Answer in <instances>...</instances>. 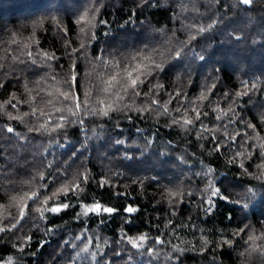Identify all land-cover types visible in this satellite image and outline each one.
Masks as SVG:
<instances>
[{
    "label": "trees",
    "instance_id": "obj_1",
    "mask_svg": "<svg viewBox=\"0 0 264 264\" xmlns=\"http://www.w3.org/2000/svg\"><path fill=\"white\" fill-rule=\"evenodd\" d=\"M252 2L253 7L247 9L241 0H0V228L4 229L0 231V258L3 261L96 264L92 254L97 253L98 259L103 256L104 264H264V189L257 187L264 181L254 178L264 173V167H257L264 165V0ZM93 3L98 9L96 19L91 24L85 23L92 13L88 17H83V13ZM130 16L144 27L133 32L130 25H125ZM78 19L81 23H77ZM102 20H107L110 26L102 25ZM209 24L213 28L209 29ZM121 25L128 30L121 31ZM105 31L108 37L103 36ZM141 33L151 41L147 55L168 74L151 79V84H162L163 88H154L150 97L144 96L149 91L146 83L140 87L141 95L133 98L125 62H131V57L138 55L137 50L144 47L138 35ZM98 47L105 52L100 53ZM193 49L205 55L206 65L202 66L204 62L193 55ZM177 51L184 58L178 65ZM213 64L220 68L223 85L217 82L212 87L209 73L216 75ZM170 65L176 67L169 72ZM73 75L76 83L72 90L79 100H84L87 92L93 108L109 113L108 117L85 120L86 141L83 135L75 134L78 125L68 127L66 133L62 129L45 131L55 128L57 117L62 112L67 114L71 107L64 95L68 92L66 81H71ZM135 76L133 72L132 78ZM242 80L249 81V87L256 83V89L243 97L232 95L243 91ZM124 81L129 85L127 94L121 90ZM118 91L120 94L116 95ZM225 92L230 93L227 100L222 98ZM185 94L183 104L189 110L184 118L192 120L196 127L203 122L214 128L218 140L225 133L234 137L233 147L242 155L229 163L233 153L221 146L218 154L216 145L208 139L197 140L193 125L168 127L172 117L179 118L176 109ZM150 99L157 103L150 105ZM145 107H152L153 112H145L141 119L140 110ZM193 108L200 112V121L195 120ZM233 112L238 114L237 123L225 129L222 123ZM217 115L221 122L216 120ZM117 120L123 134L115 127ZM245 121L254 130L246 127ZM99 124L106 131L101 132ZM134 126L144 129L143 135L135 133ZM9 128L13 131L9 132ZM156 129L158 133L152 137L150 131ZM237 132L246 133L247 139L242 140ZM144 137L153 140V146L145 147ZM115 138L126 140L127 144L115 145ZM65 141L77 147L86 144L84 154L77 153L75 161L70 160L60 147ZM168 141L171 147L158 149L167 154L165 160L156 154V144L165 145ZM125 151L133 156L132 161L121 159ZM249 154L250 159L246 158ZM181 156L191 168L178 162ZM65 161L72 165L71 173L87 169L97 183L101 177L108 181L104 188L92 180L88 187L83 184L81 187L88 196L86 202L95 198L118 209L114 217H91L77 222V210L69 208L54 224L39 219L35 212L38 205L30 198L32 192L58 175L57 168L62 170ZM209 168L213 172L205 177ZM116 172L124 176L117 178ZM209 179L213 181L211 188ZM55 184L57 181L48 183L49 192ZM216 188L220 192L213 196ZM247 188L256 189L257 195L244 208L246 201L239 200V194ZM170 192L177 194L169 195ZM223 196L228 200L219 198ZM55 199L77 203L71 192L67 200L62 192ZM209 200L214 202L215 209L206 214L204 201ZM234 200L239 202H231ZM52 203L49 201V206ZM128 204L140 208L132 217L131 231L123 211ZM21 211L24 219H20ZM100 219H105V223L100 224ZM49 228L53 231L49 232ZM125 233L132 237L146 234L149 239L141 247L133 248L126 238L121 239ZM157 235L164 244H152ZM80 236L91 238V244L84 238L74 240L75 248L71 243H63ZM249 236L254 239L249 240ZM44 241L50 243L41 247Z\"/></svg>",
    "mask_w": 264,
    "mask_h": 264
},
{
    "label": "snow or ice",
    "instance_id": "obj_2",
    "mask_svg": "<svg viewBox=\"0 0 264 264\" xmlns=\"http://www.w3.org/2000/svg\"><path fill=\"white\" fill-rule=\"evenodd\" d=\"M251 2H252V0H242V3L245 5H250ZM97 11H98V9L96 8L95 3H93L92 7L87 9L83 13V17H88L89 13H92L90 19L85 20L84 22L91 24L92 21H95V19H96L95 12H97ZM131 15L134 16L135 12H133ZM77 23H81V20L78 19ZM100 23L102 25H104L105 27L110 26L108 24L107 20H102V21H100ZM125 25H130L131 30L133 32L135 31V29L137 27H141V28L144 27V25L142 23L137 25L136 21L131 19V16L127 21H125ZM125 25H121V31H127L128 30L125 27ZM92 26L95 27L94 24ZM207 27L209 29H211V28H213V24H209ZM82 31H83V28H82ZM201 31H204V29L202 28ZM138 35L141 36V42H144V47L142 49L137 50L138 55L132 56L131 62H128V61L125 62L126 65H128L125 68V70L127 71V74H128V80H130L131 95L133 98L141 95L140 87L146 83L149 86V91L145 92L144 96L150 97L151 92L154 88H163L162 84H155V85L151 84V79L158 77L161 73H163L164 75L168 74V72H165V69L161 64L156 63L154 59H151L147 55L148 45L151 43V41L148 40L146 37H143L142 33L138 34ZM103 36L108 37L109 33L107 31H105L103 33ZM92 39H95V37L93 36ZM190 39H194V37L190 38ZM187 43H190V41L185 42V46H187ZM82 47H83V45H82ZM97 50L100 53L105 52V49H103V48L98 47ZM192 51H193V55L199 61L204 62V64L202 66H204L208 63V61L205 58V55L196 52L194 49ZM29 55H31V54L29 53ZM85 59H87V57H85ZM138 59H139V63H137ZM183 59L184 58L181 56V52L177 51L176 52V65L182 64ZM97 60H100V57H97ZM220 63L222 64V62H220ZM176 65H170L168 71L169 72L172 71L176 67ZM222 66H223V64H222ZM36 67H37V69H39L40 65H36ZM117 67H119V64H117ZM212 67H213L214 72L216 73L215 76H212V74L209 73V78L212 79V81H213L212 87H215L217 82L223 85V81L220 80V78H219L220 68L215 67V64H213ZM133 72L136 73L135 78H132ZM141 77H143V79H141ZM66 83L68 84V92L64 95V99L67 103H69L71 105V107H69L67 109V114L62 112L57 117V122L55 124V128L45 129V131H54L55 129H62L66 133L68 127L78 125V127L75 128V134L78 137L83 135L85 138V141H86L87 135H86V129H85V120L89 117H98V118L108 117L109 113L107 110H100L97 108H93L89 104V98H88L87 92H85V99L82 101L79 100L78 94L72 90L74 87V84L76 83L75 75L72 76L71 81H66ZM128 86H129L128 81H124V84L121 86V90L125 94H127ZM241 87H242L243 91L234 93L232 95L239 96V97L246 96V95H248L249 91L256 89V83H252L251 87H249V81L242 80L241 81ZM119 94H120V92L118 91L116 93V95H119ZM179 95H180V93L177 92V96H179ZM203 95L204 94L201 93V98H203ZM229 97H230V93L225 92L223 94L222 98L227 100V99H229ZM186 98H187V94H185V96L181 98V101L178 102L180 104V107H177L176 112L179 114V118L172 117L171 118V124L168 126L169 128H171L172 125H181V126L183 124L193 125L192 120H187L184 118L185 113L189 110L188 107L183 104V100ZM156 103L157 102L155 100H151V99L149 100L150 105H155ZM125 107L127 108V105ZM181 107L184 108V112H181ZM80 109H83V111L82 112L79 111ZM128 110L130 111V109H128ZM191 110L195 113V120L200 121L201 120L200 112L197 111L196 108H193ZM241 110L242 111L244 110L242 106H241ZM229 111H232L231 106H229ZM145 112L151 113V112H153V108L152 107H145L144 109L140 110V118L141 119L144 118ZM204 115L206 116L207 113H205ZM237 116H238V114L233 112V116L228 118L227 122L222 123V126L225 129H227L228 125L236 124L237 123V119H236ZM239 119L241 121L244 120L243 117H240ZM127 120L129 122V124H132V117L130 115L127 116ZM216 120L218 122H221V117L219 115H217ZM114 124H115V127L120 130L121 134H123L124 129L120 128L119 121L118 120L114 121ZM245 124H246V127L253 128V130H254V126L252 124L247 123L246 121H245ZM98 128H100L101 132L106 131L103 124H99ZM8 131L12 132L13 130L11 128H9ZM30 131H31V129H30ZM37 131H39V129H37ZM144 131L145 130L141 129L139 126H134V132L135 133L143 135ZM192 131H194L196 133V139L197 140H200L202 138L208 139L209 143L215 144L216 145L215 151L218 154L221 153V146H223L224 151L232 152L233 158H232V160H229V163H232L236 157L242 155L241 152L236 151L233 147L234 137H231V136L227 135L226 133L224 135H222L220 137V139L218 140L217 133H216L215 129L207 127L203 122H201L198 127L193 125ZM157 133H158V129L150 131V135L152 137H155L157 135ZM237 135H240L242 140L247 139L246 133L240 134L239 132H237ZM108 139L113 140V137L109 136ZM144 140H145V147L153 146V144H154L153 140H150L147 137H144ZM77 143H80L79 140L77 141ZM114 144L118 145V146H125L127 144V141L119 139V138H115ZM161 146L171 147V142L168 141L165 143V145L156 144V154L158 156H160L162 159L166 160L167 154L160 153L158 151L159 147H161ZM60 147L64 150V152L62 154L67 155L70 160L75 161V159L77 158V153H80L81 155L84 154L82 149L84 147H86V144L81 145V147H77V144H73L70 141H65V143L60 145ZM140 153H141V156H143V154H144L143 148L140 149ZM192 157L195 158L194 153L192 154ZM217 158L219 159V155L217 156ZM246 158L250 159L251 158L250 154ZM121 159L127 160V161H132L133 156L131 154H129V152L125 151L122 153ZM178 162L181 164L187 165V161L184 160L183 156L178 158ZM63 163H64L63 169L61 170L58 167L57 168L58 175H53L48 181V183H52V181H57V184L53 185V190L51 192L48 191V183H42L39 188L33 190V192H32V197H30V198L32 199V202L34 205H38L35 208V212L38 214L39 219L50 224V225L54 224L56 219L61 217L62 213H66L69 208H73V209L77 210L75 212V218H76L77 222H80L82 219L86 221L87 219H89L91 217H97V218L114 217V215L118 212V209L111 207V206H105V205L101 204L100 202L96 201L95 198H93L92 202H86L88 200V196L85 194V189L81 187V184L85 185V187H88L90 180H92L93 183H97L95 181V178L91 176L90 171L85 169V171L83 173H81L79 171H76L75 173H71L70 169H71L72 165L69 164L67 161H65ZM200 164L202 165L203 162L201 161ZM187 166L189 168H191V165H187ZM49 167H51V165H49ZM240 167L243 168L244 165L241 163ZM257 167L258 168L264 167V165H257ZM244 171H245V174H247V169H245ZM212 172H213V169L209 168L204 173V176L207 177ZM114 175L117 178H121L124 176V173L116 172V173H114ZM195 175L199 176L200 173H195ZM254 178L261 180V181H264V173H262L258 176H255ZM40 179L43 180V177H41ZM151 179L154 182L159 183V181L156 179V177H152ZM107 182L108 181L105 178L101 177V179L97 183V186L99 188H104V186ZM136 182H137L136 180H133V183H136ZM140 182L142 184V180ZM212 184H213V181L211 179H209L208 180V187L211 188ZM57 185H59V186H57ZM257 187L260 189H264V183H262L261 185H259ZM61 192L63 193L66 200L69 196V192H71L72 195L75 196L77 203L71 204L69 202L57 201L55 198ZM219 192H220V189L216 188L212 192V195L217 196ZM176 194L177 193H171V192L169 193V195H176ZM117 195H126V194L118 193ZM189 195H191V193H189ZM256 195H257L256 189L247 188L243 193L239 194V200L246 201V203H244L243 207L247 208L248 207L247 201H249L250 199H255ZM81 197H83V199H81ZM219 198L224 199V200H228V197H226V196L219 197ZM239 200H234L231 202L238 203ZM49 201H53L51 206H49ZM204 203L207 206L203 210L205 211L206 214H211V212L214 211V209H215L214 202L209 200V201H204ZM123 211H124V214L128 217V219H126L125 223H126V225L129 226V230L131 231L132 230V217H134L135 214L140 211V208L138 205L133 206L132 204H128V205L124 206ZM46 214H47V216H50L51 219H48ZM19 215H20V219H24V212L23 211H21ZM172 215H175V210L172 211ZM104 223H105V219H100V224H104ZM12 227L13 228L16 227V224L13 223ZM246 227H247V225H246ZM0 231H4V229L0 228ZM48 231L52 232L53 229L49 228ZM240 231H243V229H240ZM236 234H238V233H234V235H236ZM82 238H84V237L83 236L74 237L73 240H71V241L70 240H64L63 243L64 244L71 243L72 247L75 248V247H77V245L74 243V240L82 239ZM125 238L127 239V242L133 248L141 247L143 245V243L149 239V237L146 234H141L138 237H132V236H128L127 233H125L121 236L122 240ZM84 239H86L88 244H91V238H84ZM248 239L252 240V239H254V237L249 236ZM27 240L30 242L31 237H28ZM223 242L229 243V244L231 243L230 241H223ZM44 243H50V241H44L43 243H41L40 246L43 247ZM164 243H165V241L161 238L160 235H157L156 237H154L152 239L153 245L164 244ZM97 248L99 249V245H97ZM84 250L87 251V247H85ZM149 250H151V249H149ZM21 251H23V249H21ZM92 260L95 261L96 264H104L103 256L101 255L98 259L97 253L92 254ZM0 264H7V262L3 261V258H0Z\"/></svg>",
    "mask_w": 264,
    "mask_h": 264
},
{
    "label": "water",
    "instance_id": "obj_3",
    "mask_svg": "<svg viewBox=\"0 0 264 264\" xmlns=\"http://www.w3.org/2000/svg\"><path fill=\"white\" fill-rule=\"evenodd\" d=\"M241 3H242V0H241ZM242 4H243V3H242ZM243 6H244L245 8H247V9H251V8L253 7V2H251L250 5H245V4H243Z\"/></svg>",
    "mask_w": 264,
    "mask_h": 264
}]
</instances>
